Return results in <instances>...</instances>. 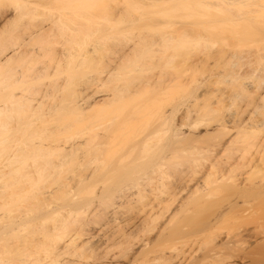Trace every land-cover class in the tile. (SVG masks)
<instances>
[{
    "label": "rangeland",
    "instance_id": "1",
    "mask_svg": "<svg viewBox=\"0 0 264 264\" xmlns=\"http://www.w3.org/2000/svg\"><path fill=\"white\" fill-rule=\"evenodd\" d=\"M255 3L262 9L255 8ZM218 4V0H37L36 5L25 6L0 0V14L7 11L9 17L13 15L0 25V58L23 47L20 55L0 70V82L11 85L0 95V109L15 102L19 104L14 109L22 110L23 101L13 98L20 94L34 105L42 101L41 113L60 107L58 116L47 112L43 122L32 113L15 114L16 126L26 122L38 127L41 122L39 131L41 126L45 129L38 132L39 137L0 134V227L15 213L24 214L27 209L25 213L30 215L42 212H34L32 205L48 190L58 191L53 207L63 204L67 190L62 187V176L79 174L78 161H73L63 168L64 175L36 169L34 178L25 177L31 166L47 162L46 158L20 157L33 140L74 143L101 134L111 125L117 129L115 141L120 145L110 149V155L117 158L123 146L140 141L169 116L182 138L210 131L220 115L234 116L242 129L255 127L259 137L264 135V0H238L231 8ZM233 16L253 18L244 19L247 24L224 21ZM169 36L174 40L171 45L166 41ZM17 73L27 76L21 84L15 83ZM238 81L255 93L236 98ZM108 96L113 98L110 105L86 112L73 108L83 100L88 106ZM194 122L197 125L191 128ZM163 140L155 139L140 148L143 163H148L147 156L157 152L155 144ZM210 143L206 138L197 145ZM175 147L181 151L185 144ZM232 148L224 157L237 153ZM253 153L248 148L247 155ZM210 155L209 151L196 156L177 153L173 158L177 166L169 172L176 176L199 170L209 164ZM260 170L263 172L254 176L257 180L264 179L263 162ZM101 189L102 184L80 185L77 195L73 192L70 197L92 198ZM84 213H78L73 221H89ZM255 213L247 222H230L224 227V232L237 236L235 244L224 249L222 257L206 258L205 264H242L245 253L264 247V201L256 203ZM57 220L36 219L20 234L42 240L46 234L54 237ZM10 234L3 238L10 240ZM31 254L34 264L46 255L41 249ZM87 259L84 256L81 261ZM260 261L257 257L253 263Z\"/></svg>",
    "mask_w": 264,
    "mask_h": 264
},
{
    "label": "bare ground",
    "instance_id": "2",
    "mask_svg": "<svg viewBox=\"0 0 264 264\" xmlns=\"http://www.w3.org/2000/svg\"><path fill=\"white\" fill-rule=\"evenodd\" d=\"M4 1L25 6L37 4V0ZM218 1V6L227 4L229 8L238 3V0ZM256 6L258 9L261 7ZM243 17L246 16H233L224 21L231 20L233 24H241L242 21L247 24L248 20L244 19L253 18ZM12 18L13 15L9 17L8 12L4 11L0 14V25L8 23L7 20ZM228 22L224 24H229ZM166 41L168 45L174 42L170 36ZM22 51L23 47L17 48L11 56L0 58V70ZM24 74H16V84L27 79ZM238 82L236 98L241 99L255 93L242 81ZM1 84L4 88L0 90V95L8 92L11 87L5 81L0 82V86ZM13 98L23 101V105L20 103L22 110L16 107L18 111L14 109V105L19 104H14L15 102L0 109V118H3L0 119V134L39 137L45 127L41 126L40 131L38 127L47 112L58 116L60 111V107L56 106L41 113L42 101L34 105L24 94L14 95ZM85 102L83 100L73 108L86 112L96 106L110 105L113 98L108 96L88 106ZM20 112L37 115L38 120L41 119L38 127L37 124L26 122L16 126L19 123L13 122V119ZM222 116L217 117L213 128L205 134H191L184 138L179 137L178 130L172 127L169 116L147 132L140 141L123 146L124 150L120 151L117 158L110 155V149L120 145L115 141L114 130L117 129L111 125L101 134L96 132L84 141L74 143L33 140L32 146L27 145L20 157L34 161L46 158L47 162L41 167L31 166V172L25 177L34 178L36 169L64 175L63 168L73 161H78L79 174L72 178L62 176L61 183L67 190V199L60 206L53 207L52 200L58 191L51 189L41 194L37 199L38 203L32 205L33 210L42 212L30 215L31 213H25L29 210L27 209L24 214L10 215L9 223L0 227V264H34L31 253L40 249L46 253L45 259H40L35 264H205L208 257H222L223 250L232 247L237 238L232 232H224V227L230 222L244 223L254 218L256 203L264 201V179L257 180L254 177L263 172L260 164L264 163V135L259 137L260 133L255 127L242 129L234 116ZM193 125L196 126L197 123L194 122L190 127ZM32 129L37 134H29L36 133ZM57 129L58 127L55 130ZM162 138L163 141L155 144L157 152L148 155V163H143L141 160L145 156L140 148ZM206 138H210V145H197ZM180 143H184L185 147L178 151L175 145ZM238 144L241 146H237ZM231 148L237 153L224 157V153ZM248 148L254 150V153L247 155ZM205 151L211 152L208 165L199 170L183 171L171 176L169 169L177 166L173 161L177 153L196 156L197 152ZM142 175L145 176L141 177ZM28 178H25L26 181H29ZM91 184H102L101 191L94 192L92 198H74L80 185ZM73 192L75 195L70 197ZM81 212L88 214L89 221L82 219L76 223L73 218ZM49 217L58 218L57 223L60 224L55 226L57 234L54 237L46 234L47 237L42 240L35 235L20 234L36 219L46 220ZM10 233H13L10 240L3 238L4 235L11 236ZM84 256L88 259L81 261ZM257 257L261 258L259 264H264V247L245 253L241 257L242 264H254ZM125 258L127 262H124Z\"/></svg>",
    "mask_w": 264,
    "mask_h": 264
}]
</instances>
